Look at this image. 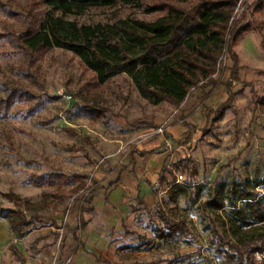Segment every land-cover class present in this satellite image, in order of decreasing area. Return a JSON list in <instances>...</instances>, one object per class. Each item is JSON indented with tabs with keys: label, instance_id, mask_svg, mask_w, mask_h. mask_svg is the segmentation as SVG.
<instances>
[{
	"label": "rangeland",
	"instance_id": "374dc122",
	"mask_svg": "<svg viewBox=\"0 0 264 264\" xmlns=\"http://www.w3.org/2000/svg\"><path fill=\"white\" fill-rule=\"evenodd\" d=\"M154 4L92 9L63 19L85 25L127 18L152 21L162 14L145 12ZM194 4L197 1L183 7ZM0 5V99L14 95L8 110L0 107V208L22 210L29 218L33 212L25 211V203L49 206L37 212L43 221L21 227L26 232L22 239H15L7 220L0 218V247L20 249L27 262L42 257V264L77 262L80 248L72 230L82 199L94 186L93 179L98 180L95 195L100 185L106 187L118 174L122 177L125 170L138 168L129 149L135 142L153 145L155 153H166V184L158 188L156 199L143 195L150 207L141 210L131 227L139 238L124 241L135 245L137 254L125 255L122 264L131 260L208 264L212 255L221 264H237L236 257L245 246L260 244L264 223L243 224L229 205L232 201L236 209L245 208L237 200L241 190L264 198V0H237L231 23L236 31L249 27V32L234 44L227 41L211 76L215 89L209 82L210 86L191 89L178 109L166 103L151 104L125 74L97 84L69 51L51 48L27 56L16 38L40 25L49 9L43 0H0ZM52 15L60 17L57 12ZM234 55L237 73L236 80H231L230 57ZM226 83L232 95L227 109L222 116L208 113L228 98ZM114 140L119 141L117 149L111 148ZM50 173L85 178H70L61 186L40 184L38 178ZM154 175L157 188L159 172ZM58 187L61 204L55 206ZM217 192L224 199L222 209L215 207ZM100 203L101 195L95 198L97 209ZM158 210L185 223L188 232L168 236ZM189 212L196 215L195 220L188 219ZM213 231L226 246L219 245ZM11 237L16 244H11ZM204 245L207 249L202 253ZM226 255L234 259L227 262ZM261 259L264 264V256Z\"/></svg>",
	"mask_w": 264,
	"mask_h": 264
},
{
	"label": "trees",
	"instance_id": "16d2710c",
	"mask_svg": "<svg viewBox=\"0 0 264 264\" xmlns=\"http://www.w3.org/2000/svg\"><path fill=\"white\" fill-rule=\"evenodd\" d=\"M192 1H197V4L191 8L183 7ZM146 2L155 4L148 6L145 12H161V16L152 21L127 18L95 25L78 24L63 19L66 16L82 15L92 9H114L117 6L141 8ZM43 3L49 9L43 22L28 28L16 38L27 56L51 48L69 51L93 74L97 84L125 74L139 95L151 104L166 103L176 109L191 89L207 87L209 84L215 89V83L210 80L227 47V41L230 40V43L234 44L250 30L245 27L236 31L235 25L231 23L237 0H43ZM54 12L59 13L60 17L53 16ZM230 58L233 62L230 79L236 80L238 59L236 55ZM225 88L228 98L214 109L215 111L210 109L208 113L219 112V116L223 115V110L227 109L226 106L232 98L230 84L226 83ZM210 92L211 90L205 97ZM13 97L14 95H8L5 99H0V107L8 110ZM191 130L188 132L189 137ZM165 171L166 169L162 168L159 173L157 188L151 186V195L154 198L157 197L158 188L166 184L163 175ZM70 178L80 181L85 177L72 175ZM70 178L64 174L50 173L45 178L39 177L38 180L42 182L40 184L61 186ZM39 181H36L35 185H38ZM92 182L94 186L85 193L78 210L77 225L72 230V236L78 244H81V241L76 233L86 225L85 215L92 211L93 191L94 187L98 186L97 182ZM111 185L112 183H109V187ZM59 188L56 189V198H59V201L55 206L61 204L62 191ZM233 193L235 191H231V194ZM216 195L215 207L222 209V193L217 192ZM2 196L14 199L12 195ZM237 200L245 203V208L236 209V203L232 201L229 206L234 209L243 224L248 221L264 223V198L258 199L255 194L241 190ZM48 208L47 204L25 203V211L33 212L29 218L22 210L0 208V218L7 220L9 229L20 239L26 234L21 227L43 221L37 212ZM159 219L168 236L176 232H188L185 223L166 216L161 210ZM160 233L164 234L162 231ZM213 234L220 246L227 245L216 231H213ZM230 248L235 247L231 245ZM263 251L264 236L260 238L259 245L245 246L244 250L238 253L236 263L244 264L245 260V264H255L252 254ZM226 259L231 262L234 257L226 255Z\"/></svg>",
	"mask_w": 264,
	"mask_h": 264
},
{
	"label": "crops",
	"instance_id": "0c3cea01",
	"mask_svg": "<svg viewBox=\"0 0 264 264\" xmlns=\"http://www.w3.org/2000/svg\"><path fill=\"white\" fill-rule=\"evenodd\" d=\"M112 142L114 143H112L111 148L117 149L115 144L119 141L114 140ZM151 146L153 145H144L140 142L133 143L129 148L132 152L131 160L135 162L138 168L125 170L127 172L122 177L118 174L113 181L107 183L106 187L100 185L99 189L101 190L97 191L95 195L93 193L92 211L86 214L89 215V218L85 215V227L76 233L81 244H78L72 236L73 241L80 248L77 255L80 254V259L84 260L82 263L79 259L74 264H122L125 255L131 257L133 254H137L134 249L135 245L132 246L124 241L126 239L132 240L134 237L139 238L131 227L135 223V217L150 207V202L143 198V195L149 194L152 199H156L151 195V186L155 187L153 177H156L154 173H160L164 168L163 164L166 158V153H155ZM157 169L158 171H155ZM93 181L98 184V180L93 179ZM109 183H112L110 187ZM130 194L132 195L131 199H128ZM100 195L101 205L97 209L95 198ZM25 236L26 234L22 238ZM15 239L18 238L15 237ZM15 239L10 238L11 244ZM22 255L20 249L17 250L16 247L13 250L0 247V264L43 263V257L27 262L26 259L24 261L25 256ZM127 264L138 263L131 260Z\"/></svg>",
	"mask_w": 264,
	"mask_h": 264
},
{
	"label": "built area",
	"instance_id": "2783aa9c",
	"mask_svg": "<svg viewBox=\"0 0 264 264\" xmlns=\"http://www.w3.org/2000/svg\"><path fill=\"white\" fill-rule=\"evenodd\" d=\"M187 216H188L189 220H195L196 219V215L193 212L187 213ZM206 249H207V245L202 246L201 247L202 253ZM263 256H264V251L263 252H255V253H253V258H254L255 264H262V259L261 258ZM208 262H209L208 264H221V263H219V262H217L215 260V257L213 255L208 257Z\"/></svg>",
	"mask_w": 264,
	"mask_h": 264
}]
</instances>
